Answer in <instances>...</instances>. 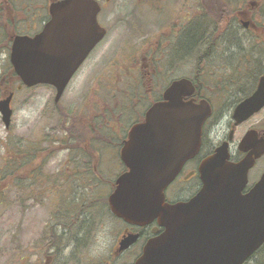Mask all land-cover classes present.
Here are the masks:
<instances>
[{"label": "water", "instance_id": "1", "mask_svg": "<svg viewBox=\"0 0 264 264\" xmlns=\"http://www.w3.org/2000/svg\"><path fill=\"white\" fill-rule=\"evenodd\" d=\"M49 10L51 19L43 31L13 38L10 62L25 86H54L58 103L106 31L97 22L93 0H58ZM85 34L91 35L89 40L79 42L76 35ZM194 91L187 78L173 81L144 120L130 128L120 151L126 170L108 197L111 212L132 225L157 220L165 229L147 241L133 264H244L264 244V173L243 193L250 169L264 155V135L255 129L241 140L239 148L246 155L238 162L230 161L227 141L202 162L203 187L195 197L174 204L165 200L167 186L200 151L203 127L213 114L208 100L189 98ZM13 95L0 100L6 128L12 122ZM263 107L264 76L258 89L235 108L234 126ZM138 237L125 235L118 250L127 249Z\"/></svg>", "mask_w": 264, "mask_h": 264}, {"label": "rangeland", "instance_id": "2", "mask_svg": "<svg viewBox=\"0 0 264 264\" xmlns=\"http://www.w3.org/2000/svg\"><path fill=\"white\" fill-rule=\"evenodd\" d=\"M44 3V0H0V4H3L8 12L6 24L0 27V100L11 90L14 91L11 103L13 115L9 128H6L0 114V175L9 142L11 144L16 142L22 152L32 148L40 151L46 149L49 153L47 154L49 160L43 166V174L33 178H28L30 173L23 175L22 183L26 184L27 188L23 191L19 189L11 191L10 198L4 201L5 210L0 212V264L62 263V259L59 261L60 258L51 255L54 254V250H50L48 256L43 248V239L45 244L47 243L45 233L59 222L62 215L57 209L58 202L62 203L59 204L60 209L62 207L68 209L69 200L80 204L88 194L91 193L89 197L93 196L92 192L101 180L95 179L89 171L78 178L67 175L71 174L68 168H73L76 164L72 159L75 155L68 149H60L66 133L58 126L60 117L54 102L55 90L48 85L31 88L22 86L15 82L9 70L12 66L10 32L12 29L18 34L28 33L27 30L38 31L41 18L36 15L40 14V6ZM107 41L110 44L112 61L105 65L97 58L91 60L90 64H87L70 82L59 105L64 111L89 110L96 113L99 122H102L100 127L103 132L118 140L142 118L143 113L158 99L159 94L152 90L153 84H149V81H124L118 80L117 76L97 79L99 73L107 70L109 65L119 62L118 67L124 65L119 57H113L114 40L108 38ZM111 68L113 69V66ZM112 69L110 72H117ZM169 83V80L158 81L162 88ZM17 86L20 87L17 89ZM221 115L223 120L219 125H216V119L213 118L206 126L210 132V140L215 143L229 132L227 121L231 118L232 111L221 114L217 112L215 117ZM263 124L264 110L237 128L236 139L241 138L250 127H263ZM101 147L102 174L107 180H115L123 172V164L115 148L107 145ZM32 157L31 155L30 158ZM84 159L85 168L89 170V158ZM27 166L30 165L26 164ZM80 167L84 169L83 164H80ZM263 170L264 156L250 171V181H255ZM99 190L108 196L112 191L106 183H103ZM84 216L85 214H82V217ZM113 216L109 214L108 217L97 218L100 225L96 233L91 227L92 241L88 252L75 255L73 257L75 261L80 264H93V260L94 264L96 260H102L106 264H126L134 261L135 254L132 252L115 254V246L125 232L126 224L122 219ZM103 241H108L106 248L102 247ZM65 253L69 255L73 251L67 248ZM248 264H264V247Z\"/></svg>", "mask_w": 264, "mask_h": 264}, {"label": "flooded vegetation", "instance_id": "3", "mask_svg": "<svg viewBox=\"0 0 264 264\" xmlns=\"http://www.w3.org/2000/svg\"><path fill=\"white\" fill-rule=\"evenodd\" d=\"M44 1L40 6V14L36 15L41 18L40 29L27 30L28 33L23 34L34 36L43 31L50 21L49 7L58 0ZM93 3L98 7L97 22L106 34L93 47L75 75L95 58L105 65L112 61L111 48L107 41L109 38L115 43L112 44L113 57H119L124 65L118 67L120 62L109 65L107 70L99 73L97 79L117 76L118 80L124 81H149V84H153L152 90L159 94L157 101L162 99L164 90L171 82L187 78L195 86V91L189 98L196 102L206 99L212 105L213 115L204 125L200 151L186 161L164 191L165 200L170 204L189 201L203 187L200 174L202 162L214 154L220 144L229 142L230 161L237 162L246 155L239 148L246 133L255 129L260 137L264 135L263 124V127H250L241 138L236 139L237 128L247 121L234 126L232 116L227 121L229 132L218 142L210 140V132L206 129L211 119H216V125L223 120L222 115L215 117L217 112L233 113L243 99L258 89L259 81L264 76V0H93ZM240 35H243L242 40ZM15 36L12 29L11 46ZM90 36L76 35L81 43L89 40ZM244 61L254 65L259 63L261 68L256 74L238 73ZM111 69L117 72L112 73ZM91 76L95 78L93 74ZM162 80H169L170 83L162 88L158 84ZM137 85L138 83L135 89ZM55 104L57 107L59 102ZM263 110L264 107L258 113ZM144 115L145 113L140 121L144 119ZM231 130H234L233 137L229 140ZM127 133L118 140L107 137L106 141L110 143L105 142L111 147L114 146L112 149L115 148L119 156ZM263 172L264 170L255 181L249 180L243 193L251 189ZM125 224V232L115 246V254L132 252L135 254L133 262L142 255L147 241L161 235L165 230L157 220L142 226ZM131 233L139 234L137 241L127 249L119 251L120 241Z\"/></svg>", "mask_w": 264, "mask_h": 264}, {"label": "trees", "instance_id": "4", "mask_svg": "<svg viewBox=\"0 0 264 264\" xmlns=\"http://www.w3.org/2000/svg\"><path fill=\"white\" fill-rule=\"evenodd\" d=\"M7 13L6 7L0 4V27L6 24ZM242 37L243 36L240 35V40L243 39ZM241 64L242 66L238 69V73L249 72L256 74L261 68V64L255 63L254 65V63H249V61H244ZM9 70L15 78V82L21 85L12 66H10ZM18 87L20 86H17V89ZM57 108L60 117L58 126L60 130L66 133V137L62 140L60 149H68L75 155L72 159H74V163L76 164L73 168H68L71 174L67 175L78 178L81 177L83 173L89 171L91 172V176L95 177V179L100 178L101 180L94 189L95 193L92 192L93 196L89 197L91 193L88 194V197L83 198L80 204L69 200L67 202L69 208L62 207L60 209L59 204L62 203L58 202L57 209L62 215H60L59 222L51 226L50 230L45 233L47 236V243L45 244V239H43V248L48 256L50 255L49 251L54 250V254L51 255L60 258L59 261L62 259V263L59 262V264H80V262L75 261L73 257L88 252L89 245L92 241L91 227L94 228V232L96 233L100 225V221H98L97 218L108 217L109 214L113 215L109 208L108 195L99 190L103 183L108 184L111 188L114 187V180L105 179L100 168L101 146L107 145L111 147L109 144H106L110 143L106 141L107 137L109 138L110 136L106 135L103 129H101L100 125L102 122H99L96 113L93 114L89 110L64 111L61 105H58ZM15 143L11 144V142H9L6 147V154L0 175V212L5 210L4 201L10 198L9 194L11 191L18 189L23 191L27 188L26 184L22 183V181L24 182L23 175L30 173L28 178L41 176L43 174L44 163L49 160V155H47L49 153L46 152V149L40 151L34 148V150H32L31 148V150L22 152L20 146ZM99 144L100 146H98ZM31 155L33 156L32 158H30ZM85 156L89 158V170L85 168ZM27 158L30 160H27ZM26 164L30 166L26 167ZM80 164L84 165V169L80 167ZM62 202H64V199ZM71 207H73V209ZM74 211H76L75 215ZM82 214H85V218L82 217ZM67 248H70L73 253L66 255L65 252ZM59 255H61V257H59ZM95 264H106V262L96 260Z\"/></svg>", "mask_w": 264, "mask_h": 264}, {"label": "clouds", "instance_id": "5", "mask_svg": "<svg viewBox=\"0 0 264 264\" xmlns=\"http://www.w3.org/2000/svg\"><path fill=\"white\" fill-rule=\"evenodd\" d=\"M107 243H108V241H103L102 242V247H105L106 248L107 247Z\"/></svg>", "mask_w": 264, "mask_h": 264}]
</instances>
